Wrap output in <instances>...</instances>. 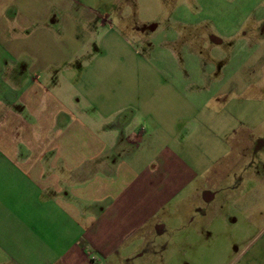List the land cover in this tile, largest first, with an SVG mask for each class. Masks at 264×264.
Instances as JSON below:
<instances>
[{
	"label": "crops",
	"instance_id": "0c3cea01",
	"mask_svg": "<svg viewBox=\"0 0 264 264\" xmlns=\"http://www.w3.org/2000/svg\"><path fill=\"white\" fill-rule=\"evenodd\" d=\"M118 6L0 0V264L142 255L159 225L212 191L203 182L226 176L232 140L247 147L264 124L262 63L236 82L217 72L230 63L150 59V35L120 29ZM182 35L187 47L200 36Z\"/></svg>",
	"mask_w": 264,
	"mask_h": 264
},
{
	"label": "rangeland",
	"instance_id": "374dc122",
	"mask_svg": "<svg viewBox=\"0 0 264 264\" xmlns=\"http://www.w3.org/2000/svg\"><path fill=\"white\" fill-rule=\"evenodd\" d=\"M118 7L126 19L117 21L120 29L134 40L150 35V59L230 63L235 68L217 72L235 74L236 82L238 73L245 81L253 79L260 62L264 94V36L255 33L256 27L264 31V0H119ZM60 22L54 21L56 31L62 28ZM185 30L200 34L189 47L185 41L190 37L179 36ZM214 36L225 44L212 46ZM176 39L177 51L172 53L166 42ZM55 40L56 45L78 44L69 36ZM133 45L143 51L137 42ZM243 61L249 62L247 68L236 67ZM253 94L254 89L243 94L246 104ZM231 147L236 161L228 162L226 176L203 182L202 187L212 191L187 203L176 222L159 225L142 255H129L121 264H256L259 255L264 261V124L247 147L235 140ZM205 203L212 207L201 211L198 205Z\"/></svg>",
	"mask_w": 264,
	"mask_h": 264
}]
</instances>
